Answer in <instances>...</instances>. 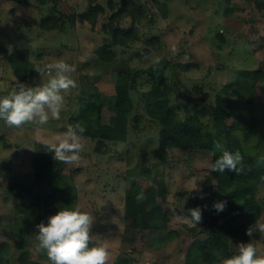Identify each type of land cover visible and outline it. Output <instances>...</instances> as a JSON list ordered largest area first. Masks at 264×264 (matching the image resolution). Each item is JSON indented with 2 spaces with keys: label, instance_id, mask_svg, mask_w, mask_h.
I'll return each instance as SVG.
<instances>
[{
  "label": "rangeland",
  "instance_id": "obj_1",
  "mask_svg": "<svg viewBox=\"0 0 264 264\" xmlns=\"http://www.w3.org/2000/svg\"><path fill=\"white\" fill-rule=\"evenodd\" d=\"M99 1L105 6L108 2ZM142 1L146 16L139 30L140 40L129 46L112 47L119 67L128 65L136 78L131 90L133 108L126 140L103 139L102 149L98 150V139L83 135L85 148L79 166L61 163L62 179L42 180L35 175L33 166L35 151L45 149L38 141L66 131L70 124L68 116L79 112L80 95L91 84L102 94L115 93L117 71L114 67L105 71L106 66H99L96 53V47L109 36L104 25L111 11L99 17L95 29L89 23L77 21L64 30L44 31L39 26L41 15L36 0H31L30 6L0 0V96L11 92L16 81L30 86L40 82L34 69L33 80L21 81L16 77L9 56L13 50L22 48H30L32 52L31 67L57 59L67 61L75 67L72 76L78 85L67 94L66 107L58 121L42 127L25 124L15 128L0 120V257L5 264L29 261L50 264L46 254L35 251L36 226L40 223L29 214L16 219L17 212L28 207L35 196H45L46 201L59 205L60 190L70 184V178L76 194L73 205L93 212V241L108 247V264H206L199 261V252L191 249L201 246L202 239L207 237V221L189 228L177 217L182 216L181 211L193 198H199L207 209L218 202L215 178L228 177L229 171H210L216 159L213 150L171 146L166 154L162 153L161 124L145 107L146 97L155 87L170 88L166 97L180 117L197 114L209 122L216 143L229 151L251 154L256 163L264 157V77L245 99L235 101L229 117L215 122L211 115L217 96L235 93L245 81L246 69L264 72V0H159L163 6L152 0ZM87 5L88 0H61L56 9L69 14L84 11ZM129 25L127 21L125 27ZM155 37L159 39L158 48L147 43ZM173 43L179 48L175 56L170 52ZM155 56L165 59L154 69ZM185 56L189 58L187 62L183 60ZM178 63L189 64V69L184 70ZM173 65L177 67L175 75ZM161 76L166 78L165 84L160 83ZM204 94H207L205 101L200 99ZM242 102L246 105L241 108ZM111 112L104 105L105 119H109ZM246 130L253 134L252 141L241 138V132ZM258 164L254 168L253 187L264 206V175ZM145 167L164 179L166 201L161 204L168 211V226L163 230H140L133 238L125 232V194L133 183L145 188L152 184L149 175L143 172ZM208 179H213L214 185L208 186ZM263 206L257 223L264 222ZM17 238L23 239V249L16 247ZM251 239L264 248V235L254 233L243 243ZM239 243L242 242L230 243V249L237 250ZM208 256V251H202L201 257ZM223 258L227 256L219 249L211 264H221Z\"/></svg>",
  "mask_w": 264,
  "mask_h": 264
},
{
  "label": "trees",
  "instance_id": "obj_2",
  "mask_svg": "<svg viewBox=\"0 0 264 264\" xmlns=\"http://www.w3.org/2000/svg\"><path fill=\"white\" fill-rule=\"evenodd\" d=\"M15 1L20 6H30L31 4V0ZM60 1L36 0L40 9L39 26L41 30H64L67 25H76L77 21L81 24L89 23L91 28L95 29L99 17L107 14L108 10L111 11L108 21L104 25V29L109 33V36L96 47V53L99 57V66H106L105 71L110 67H114L117 71L115 93L111 95L102 94L96 86L91 84L89 90H83L82 96L80 95L79 112L77 114L72 112L68 116L70 124L80 123L85 126L84 136L98 139L96 146L98 150H101L103 139L118 141L127 138L129 116L133 108L131 90L135 87L136 78L128 65H126L127 68L119 67V59L114 54L112 47L119 44L129 46L131 42L140 40L139 30L146 16L145 5L142 0H107L106 6L99 0H88L87 8L84 11L76 10L64 14L56 9ZM152 1L159 6H163L159 0ZM127 21H130L129 27H125ZM147 43L158 48L159 39L156 37L150 38ZM31 53L30 48L13 50L10 53L9 62L16 77L21 81L34 79ZM178 65L184 70L189 69L187 63H178ZM172 69V74L175 75L176 65H173ZM244 77L245 81L235 93L217 96L215 104L211 106V115L215 122L224 120L231 115L235 109V101L245 99L255 83L264 77V72L249 68L244 71ZM165 82L166 78L161 76L160 83L165 84ZM169 89L161 90L160 87H155L151 95L146 97L145 103L147 112L161 124L159 137L162 153L166 154V149L171 146L213 150L217 159L221 152L215 148L216 134L212 130L211 124L203 121L197 114L180 117L175 109L169 105V99L166 97ZM206 95L204 94L200 99L205 101ZM185 96L189 98L187 95ZM104 105H107L109 110L112 111L109 119H105L103 116ZM245 105L246 103L242 102L241 108ZM252 136L253 134L247 130L241 132V138H244V140L252 141L254 139ZM244 148L247 149L245 146ZM243 154L246 165L243 173L236 175V173L229 171L228 177L215 178L218 202H226L223 211H217L213 207L214 204H210L207 209V206L199 198H193V200L187 202L181 211L182 215H185L191 208L197 206L202 208V220L207 221L209 227L208 235L202 239L201 246H194L191 251H198L199 261L206 264H211L213 255L219 249L227 257L233 255L237 250H231L230 243L249 240L250 237L246 235V229L249 224L257 223L262 213L263 205L255 196L253 187V181L256 178L254 168L257 163L252 159L251 154ZM33 166L35 175L42 180L48 177L56 180L63 178L61 163L57 162L53 158V153L46 149L38 148L35 151ZM258 167L264 175V163H259ZM143 172L149 175L152 184L145 188L140 183H133L131 187L126 189L125 194V232L128 235L132 234L133 238L138 231L147 228L166 229L169 220L168 211L161 204L162 200L166 201L163 177L152 174L149 167H145ZM70 180V184L60 190L62 192L60 193L59 205L52 204L49 200L46 201L45 196H35L26 205L28 207H21L18 210L16 219L21 218L24 214H29L32 218L37 219L39 223L46 224L48 217L55 214L60 208L74 207L76 194L74 182L71 178ZM155 182L158 183V186H154ZM206 183L208 186H212L214 180L208 179ZM138 195H143L146 198L138 201ZM13 223L15 224L16 221H13ZM22 229L23 227L20 228V230ZM15 243L18 249H23V239L17 238ZM7 249L6 251H8ZM202 251H208L209 256L207 258L201 257ZM22 254L26 255V252L23 251ZM0 264H4L1 257ZM28 264L46 263L29 261Z\"/></svg>",
  "mask_w": 264,
  "mask_h": 264
},
{
  "label": "clouds",
  "instance_id": "obj_3",
  "mask_svg": "<svg viewBox=\"0 0 264 264\" xmlns=\"http://www.w3.org/2000/svg\"><path fill=\"white\" fill-rule=\"evenodd\" d=\"M170 52L173 56L179 53L177 44L170 46ZM164 59L163 56H155L152 67H159ZM188 59L187 56L183 57L185 62ZM32 68L41 78L39 83L30 86L16 81L11 92L0 96V120L8 127L20 128L25 124L42 127L50 121L60 120L66 107L67 94L78 86L72 76L75 67L63 59L34 63ZM85 131V126L80 123L69 124L63 133L38 142L47 151L54 153L57 162L78 167L85 148ZM215 148L221 155L215 159L210 171L224 173L228 170L236 175L245 171L244 156L240 151L231 152L220 143H216ZM257 163H264V157ZM145 198L143 195L137 196L138 201ZM225 206L226 202L223 201L213 205L217 211H223ZM171 211L175 213V209ZM177 218L189 228L196 227L202 221V208H191L187 214ZM94 221L93 212L84 210L80 205L60 208L48 217L46 224L41 222L36 226L38 243L35 251L46 254L50 264H108V247L93 241L91 229ZM254 233L264 235V222L254 223L246 229L249 237ZM253 240L239 243L237 251L223 258L221 264H264V248L253 243Z\"/></svg>",
  "mask_w": 264,
  "mask_h": 264
},
{
  "label": "crops",
  "instance_id": "obj_4",
  "mask_svg": "<svg viewBox=\"0 0 264 264\" xmlns=\"http://www.w3.org/2000/svg\"><path fill=\"white\" fill-rule=\"evenodd\" d=\"M3 262H4V260H3ZM5 264V263H4Z\"/></svg>",
  "mask_w": 264,
  "mask_h": 264
}]
</instances>
